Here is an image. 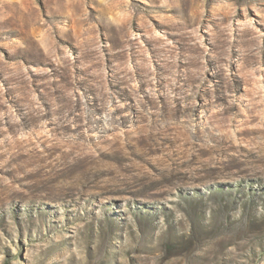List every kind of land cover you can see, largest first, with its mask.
I'll use <instances>...</instances> for the list:
<instances>
[{"label":"rangeland","instance_id":"1","mask_svg":"<svg viewBox=\"0 0 264 264\" xmlns=\"http://www.w3.org/2000/svg\"><path fill=\"white\" fill-rule=\"evenodd\" d=\"M0 264H264V0H0Z\"/></svg>","mask_w":264,"mask_h":264}]
</instances>
